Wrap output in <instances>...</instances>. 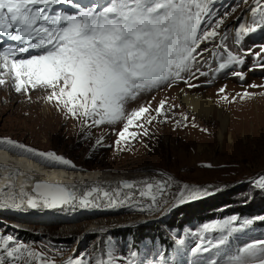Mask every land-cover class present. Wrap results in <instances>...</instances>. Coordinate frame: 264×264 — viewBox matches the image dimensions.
<instances>
[{
    "label": "rangeland",
    "instance_id": "1",
    "mask_svg": "<svg viewBox=\"0 0 264 264\" xmlns=\"http://www.w3.org/2000/svg\"><path fill=\"white\" fill-rule=\"evenodd\" d=\"M94 1L99 9L109 3ZM255 7L254 0H212L202 28H214L223 18L224 23L216 29L219 34L197 50L202 52L198 63L192 72L182 74L187 83L163 84L141 92L126 104L128 113L141 106L149 107V112L137 122L143 124L142 128H129L136 136H128L119 144L126 120L97 126L91 119L73 118L49 103L43 89L17 93L11 77L5 75L6 83L0 85V139L12 137L75 165L69 167L27 153L45 166L110 176L125 174L133 186L106 182L79 189L78 204L80 197L99 189L89 197V207L102 209L104 214L91 219L42 223L0 216V237L11 236L14 242L42 253L47 264H66L70 258L83 264H96L99 259H111L112 264H231L246 245L264 240L253 238L254 225L245 223L262 221L264 214L238 217L231 210L255 206L264 196V190L256 186V181L264 177V87H260L264 85V23L259 13L253 14ZM86 9L90 8L77 12L70 9L69 14ZM252 26L257 27L255 32L242 31ZM229 53L242 59L243 64L229 62ZM221 88L225 89L223 93ZM182 91L206 96L215 101L216 108L224 109L228 121L222 140L217 134L221 125L217 113L209 119L198 117L180 101ZM245 91L252 94L251 98H241ZM225 95L228 100L223 99ZM161 101L165 107L157 115L155 110ZM148 183L153 185L150 195L156 197L155 204L150 195L140 194L147 191ZM192 189H206L209 194L189 199ZM104 192L116 201L115 206H110ZM196 215L202 219L190 221ZM216 221L230 224L222 231L204 232V225ZM24 233L38 242H23L16 237ZM197 244L208 251L193 254ZM17 264L40 261L25 254Z\"/></svg>",
    "mask_w": 264,
    "mask_h": 264
},
{
    "label": "snow or ice",
    "instance_id": "2",
    "mask_svg": "<svg viewBox=\"0 0 264 264\" xmlns=\"http://www.w3.org/2000/svg\"><path fill=\"white\" fill-rule=\"evenodd\" d=\"M65 2L0 0V35L23 45L0 51V85L6 83L3 77L8 75L17 93L23 91L27 94L29 89H43L48 93L45 99L54 103L58 110L63 109L76 119H91L97 126L126 120L117 144L128 136L134 138L136 133H130L129 128H142L143 124L137 122L149 112V107L141 106L128 113L126 104L135 100L141 92L184 80L182 74L192 72L198 63V56L202 55V52H197L201 44L214 39L219 34L216 29L224 23L221 18L214 28H202L212 0H109L99 10L90 8L74 15L59 12L48 14L50 6ZM243 2L247 3L248 0ZM254 3L256 7L252 9L253 14L259 13L261 23H264V0H254ZM256 30L257 27L252 26L242 31L251 33ZM30 49L43 51L25 56ZM229 62L243 64L242 59L231 53ZM200 75L205 73L201 72ZM236 75L244 78L241 73ZM184 82L187 83L186 80ZM224 91V88L220 89L221 93ZM251 95L245 91L241 98H251ZM223 99L228 100V97L225 95ZM164 107L165 102L161 101L155 110L157 115L162 113ZM151 122L149 119L148 123ZM0 145L75 167L64 157L52 152H39L12 139H0ZM123 186L131 188L133 185L124 182ZM256 186L264 190V177L256 181ZM5 187L11 188L12 185ZM23 188L24 185L21 186L22 196L27 195ZM152 188L153 185L148 183L147 191H141V196L150 195ZM34 190L36 197L29 196L27 200L30 208H39L41 205L44 208H61L77 199L74 192L60 184L37 182ZM98 191V188H93L80 197V206L88 207L89 197ZM208 194L206 189H192L187 198L196 199ZM104 196L109 199L110 206H115L116 201L109 193L104 192ZM180 197L183 202V192ZM150 198L155 204L156 197L150 195ZM9 199H13L14 206H19L15 205L14 198ZM229 224L230 221L206 224L204 232L222 231ZM178 243L183 245L184 241ZM202 251L208 249L201 244L192 249L193 254ZM0 253V264H6V260L10 264H17L25 254L38 259L40 264H47L42 253L14 242L11 236L0 237ZM66 264H83V261L70 258ZM96 264L112 262L111 259H99ZM210 264L216 262L211 261ZM231 264H264V240L246 245Z\"/></svg>",
    "mask_w": 264,
    "mask_h": 264
},
{
    "label": "bare ground",
    "instance_id": "3",
    "mask_svg": "<svg viewBox=\"0 0 264 264\" xmlns=\"http://www.w3.org/2000/svg\"><path fill=\"white\" fill-rule=\"evenodd\" d=\"M179 98L180 101L198 117H205L209 119L216 112L221 124L217 130V134L220 140L224 138L228 115L226 113V115H224L223 108H216L213 103L215 101H212L211 99L207 98L206 96H202L201 94L182 91ZM213 107H215L214 110ZM228 137L229 139H231L230 136ZM11 138L8 137V139ZM27 153L28 152L26 151L8 145H0V216H11L16 220L35 222L39 221L42 223L43 221L56 223L72 222L85 218L91 219L95 216L104 214V211L102 209H94L89 206L81 207L77 203L78 201H73V203L57 209H47L42 205L35 210L29 209L25 206V201L28 200L29 196L34 198L36 197V195L29 191L31 182L36 179L63 183L74 188L76 191L75 194H77L79 189L91 184H102L109 182L111 184L117 185L120 179L129 178L125 174L110 176L98 172L86 173L78 171H68L57 166H45L43 161L39 160L38 158L32 157L28 155L29 153ZM8 184H11L12 187H5V185ZM22 185H24L23 191L27 193V195H21ZM9 198H14L15 205L19 206H14L13 199ZM5 200H7L8 202L5 203Z\"/></svg>",
    "mask_w": 264,
    "mask_h": 264
},
{
    "label": "trees",
    "instance_id": "4",
    "mask_svg": "<svg viewBox=\"0 0 264 264\" xmlns=\"http://www.w3.org/2000/svg\"><path fill=\"white\" fill-rule=\"evenodd\" d=\"M231 210H235L234 212L237 213V216L240 217V215H244L247 217H253L255 215H263L264 214V196H262L259 201L256 203L255 206H242V207H237L235 209ZM242 215V216H243ZM202 219L201 215H196L195 217L191 218L190 221H195V222H199V220ZM251 224L254 225L255 228H253V238L256 239H263L264 237V220L262 221H251ZM25 234V233H24ZM26 235V236H25ZM25 235H16V237H18L20 240H22L23 242H29L30 240L32 242H38L36 238H32L31 236L25 234Z\"/></svg>",
    "mask_w": 264,
    "mask_h": 264
},
{
    "label": "water",
    "instance_id": "5",
    "mask_svg": "<svg viewBox=\"0 0 264 264\" xmlns=\"http://www.w3.org/2000/svg\"><path fill=\"white\" fill-rule=\"evenodd\" d=\"M37 182H47V183H50V184H60V185L65 186L66 188H68L69 191L76 193V191H75L74 188H72V187H70V186H67L66 184H63V183H56V182H51V181H47V180H36V179H34V180L31 182V185H30V188H29V191H30L31 193H33L34 195H37L36 192H35V190H34V188H35V184H36ZM124 182H129V183L132 184V181H131L130 179H120L119 182H118V185L121 186V187H123ZM67 205H68V204H67ZM25 206L28 207V205H27V200L25 201ZM64 206H66V205H64ZM28 208H29V209H32V210L37 209V208H30V207H28ZM61 208H62V207H61ZM47 209H52V208H47ZM55 209H57V208H55Z\"/></svg>",
    "mask_w": 264,
    "mask_h": 264
}]
</instances>
